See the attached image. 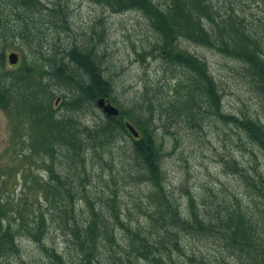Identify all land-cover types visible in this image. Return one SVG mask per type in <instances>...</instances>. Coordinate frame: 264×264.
I'll use <instances>...</instances> for the list:
<instances>
[{
	"label": "trees",
	"instance_id": "1",
	"mask_svg": "<svg viewBox=\"0 0 264 264\" xmlns=\"http://www.w3.org/2000/svg\"><path fill=\"white\" fill-rule=\"evenodd\" d=\"M88 1L112 12L140 11L159 37L155 49L161 67L171 74L166 82L160 78L147 89L146 94H152L143 97L138 109L124 106L100 52L107 27H77L70 0H0V106L12 120L11 158L20 161L27 190L33 191L17 200H0V264L4 256L21 251L18 240L24 235L43 246L45 259L38 264H70L57 247L43 242L50 223L58 220L73 243L78 264H104L106 256L111 264H210L205 252H188L183 239L194 232H209L223 243L228 255L222 252L221 264H264V174H252L232 158L229 163L253 192V207L234 194L220 201L215 213L202 212L199 195L188 190L185 214L167 187L164 141L157 132L167 122L202 128L212 114L243 130L264 153V122L226 112L208 62L182 46L187 40L239 60L264 92V20L249 18L233 6L223 10L218 0ZM11 47L21 52L15 65L8 61ZM178 67L189 73L186 78L177 73ZM100 97L119 106L120 112L89 122L85 116L97 112ZM125 120L139 129L138 138L130 134ZM125 134L134 140L130 151L125 149L134 160V177L148 182L146 197L160 213L161 229L156 232L140 222L134 226L124 221L115 206L112 212L96 206L86 193L90 161L97 157L113 162ZM39 168L46 170L48 179L41 178ZM0 173H7V167L0 166ZM81 194L91 207L87 217L77 214ZM118 226L124 230L121 240Z\"/></svg>",
	"mask_w": 264,
	"mask_h": 264
},
{
	"label": "rangeland",
	"instance_id": "2",
	"mask_svg": "<svg viewBox=\"0 0 264 264\" xmlns=\"http://www.w3.org/2000/svg\"><path fill=\"white\" fill-rule=\"evenodd\" d=\"M70 1L77 27L89 28L95 24L98 31L101 30L100 25L108 28L107 38L99 43L106 74L113 79L114 91L119 101L124 106L138 109L143 97L152 94H146L147 89L160 83V78H164L162 83L166 82L171 74L170 69L163 71L161 67L162 57L155 49L159 37L148 19L135 9L112 12L88 0ZM218 4L223 10L233 6L249 18L264 20V0H218ZM95 41H98L96 33ZM182 46L208 62L210 72L222 92L223 109L226 112L250 115L264 122V92L242 62L187 40L182 41ZM9 51H16L21 56L16 48L11 47ZM177 69L181 77L186 78L189 74L181 67ZM95 109L96 113L86 114L87 121L93 122L96 118L105 117L99 107ZM157 132L158 138L164 141L162 166L166 171L167 187L177 197L185 214L189 211L188 190L205 197L203 200L198 196L202 212L206 209L215 213L219 202L224 198L231 200L234 194L253 207V192L232 163H229L235 157L252 174H264V153L243 130L233 124L222 123L216 116L209 114L202 128L184 121L173 125L167 122L164 127H158ZM11 137V116L0 106V166L7 167V173H0V200H17L33 192H28L24 183V167L22 168L20 161L11 158ZM133 141L129 134L122 136L115 147L113 162L112 159L105 162L97 157L90 161L91 181L87 184L86 193L90 194L96 206L102 205L111 212L115 206L124 221L134 226L140 222L147 230L156 232L161 229L160 213L156 204H150L146 197L151 189L150 185L146 181L141 183L134 177L137 172L134 160L130 154L125 153V149L130 151ZM37 171L41 178L48 179L45 169L39 168ZM79 197L82 198L77 202V214L87 217L91 213L90 204L85 195L81 194ZM46 208L43 206V210ZM151 213L154 214L153 217L150 216ZM65 229L62 220L50 223V231L45 234L43 242L57 247L70 264H78L77 253ZM116 231L121 240L123 236L120 232L123 234L124 230L118 226ZM18 241L21 251L4 256L3 264H38L45 259L41 243L27 235ZM183 242L188 252L199 250L208 254L207 261L210 264H221L222 252L228 255L223 243L213 239L209 232L188 233ZM109 251L107 249L106 252ZM105 259L104 264H111ZM141 264L149 263L142 261Z\"/></svg>",
	"mask_w": 264,
	"mask_h": 264
},
{
	"label": "water",
	"instance_id": "3",
	"mask_svg": "<svg viewBox=\"0 0 264 264\" xmlns=\"http://www.w3.org/2000/svg\"><path fill=\"white\" fill-rule=\"evenodd\" d=\"M9 60L11 63L15 64L18 62L19 60V54L15 51H12L9 54ZM97 104L99 107H101L103 109V111H105V113H107L108 115H117L120 110L119 108L113 104L112 102H110L109 100H107L105 97H100L97 99ZM126 126L129 129V131L135 136L138 137L139 136V131L136 129V127L129 121L126 122Z\"/></svg>",
	"mask_w": 264,
	"mask_h": 264
}]
</instances>
